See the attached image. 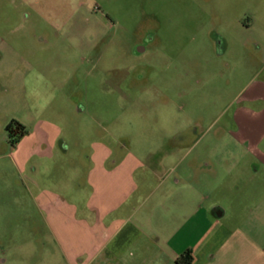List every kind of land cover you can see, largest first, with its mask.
Instances as JSON below:
<instances>
[{
  "label": "rangeland",
  "instance_id": "1",
  "mask_svg": "<svg viewBox=\"0 0 264 264\" xmlns=\"http://www.w3.org/2000/svg\"><path fill=\"white\" fill-rule=\"evenodd\" d=\"M246 1L0 0V264L65 262L35 199V183L53 188L49 162L23 166L31 140L11 147L12 121L26 135L41 120L57 125L71 157L57 188L79 200L95 142L142 159L234 147L224 137L234 97L264 60V6ZM237 167L215 173L225 187L211 199L227 211L224 222L247 216L234 204Z\"/></svg>",
  "mask_w": 264,
  "mask_h": 264
},
{
  "label": "crops",
  "instance_id": "2",
  "mask_svg": "<svg viewBox=\"0 0 264 264\" xmlns=\"http://www.w3.org/2000/svg\"><path fill=\"white\" fill-rule=\"evenodd\" d=\"M256 4L264 6V0H255V9ZM240 26L250 28L245 22ZM234 103L224 133L231 148L152 150L142 159L130 149L95 142L86 172L89 191L81 200L57 188L71 169L57 125L41 120L39 131L24 136L14 148L31 140L23 166L49 162L53 188L35 183V199L64 264H178L185 254L190 264H264V60ZM232 166H238L240 178L234 204L248 212L235 223L224 222L227 211L211 199L219 184L225 187L215 173H228ZM251 219L253 228L245 227Z\"/></svg>",
  "mask_w": 264,
  "mask_h": 264
},
{
  "label": "trees",
  "instance_id": "3",
  "mask_svg": "<svg viewBox=\"0 0 264 264\" xmlns=\"http://www.w3.org/2000/svg\"><path fill=\"white\" fill-rule=\"evenodd\" d=\"M7 140L11 147H14L25 135L26 129L20 123L12 121L6 127ZM191 256L189 254L182 255L178 260V264H190Z\"/></svg>",
  "mask_w": 264,
  "mask_h": 264
},
{
  "label": "flooded vegetation",
  "instance_id": "4",
  "mask_svg": "<svg viewBox=\"0 0 264 264\" xmlns=\"http://www.w3.org/2000/svg\"><path fill=\"white\" fill-rule=\"evenodd\" d=\"M143 50V49H142Z\"/></svg>",
  "mask_w": 264,
  "mask_h": 264
}]
</instances>
